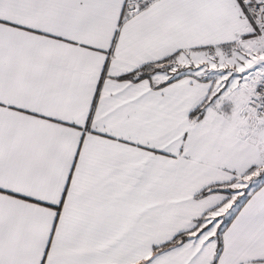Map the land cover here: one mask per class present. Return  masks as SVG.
Listing matches in <instances>:
<instances>
[{"label": "snow or ice", "instance_id": "obj_1", "mask_svg": "<svg viewBox=\"0 0 264 264\" xmlns=\"http://www.w3.org/2000/svg\"><path fill=\"white\" fill-rule=\"evenodd\" d=\"M0 264H264V0H0Z\"/></svg>", "mask_w": 264, "mask_h": 264}]
</instances>
